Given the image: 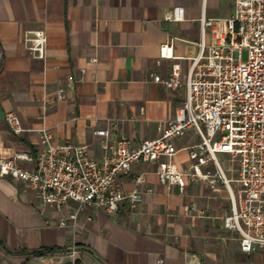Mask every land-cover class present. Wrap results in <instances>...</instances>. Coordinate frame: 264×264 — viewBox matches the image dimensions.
<instances>
[{
	"label": "crops",
	"instance_id": "crops-1",
	"mask_svg": "<svg viewBox=\"0 0 264 264\" xmlns=\"http://www.w3.org/2000/svg\"><path fill=\"white\" fill-rule=\"evenodd\" d=\"M176 6L184 8V19L165 20ZM233 12L234 0H0V157L36 154L43 127L57 142L87 146L96 159L105 149L94 131L111 120L118 121L111 138L124 134L139 143L158 136L185 99L184 88L153 80L154 73L167 77L173 62H158L160 45L174 41V60L185 74L198 52L202 16ZM38 30L46 37L42 55L30 48ZM9 110L20 116L23 132L8 127ZM197 139L189 131L175 143L181 148ZM187 160L185 150L175 158L181 166ZM139 174L142 183L135 181ZM122 185L143 191L142 201L126 199L112 213L91 207V220L82 215L73 230L58 226L52 208L40 211L33 189L0 175V264H73V247L77 264H264V247L243 252L237 232L218 227L226 208L215 193L223 185L209 195L203 182L180 191L159 182L147 162L136 163ZM46 248L54 251L29 254Z\"/></svg>",
	"mask_w": 264,
	"mask_h": 264
},
{
	"label": "built area",
	"instance_id": "built-area-1",
	"mask_svg": "<svg viewBox=\"0 0 264 264\" xmlns=\"http://www.w3.org/2000/svg\"><path fill=\"white\" fill-rule=\"evenodd\" d=\"M184 16V8L176 6L164 18L181 21ZM200 25L198 52L185 74L181 62L174 60V41L159 47L158 62H173L167 77L154 73L153 80L169 89L184 88L185 99L159 126L158 136L139 143L124 134L111 138L118 130V121L111 120L109 128L94 131L103 137L105 149L101 159H96L87 146L57 142L53 131L43 127L42 147L36 154L16 152L0 157V175L33 189L41 199L40 211L52 208L58 226L77 230L82 215L91 220L87 213L91 207L112 213L126 199L132 205L140 203L143 191H126L122 179L132 174L136 163L147 162L159 182L180 191L197 182L213 190L223 185L229 192L223 227L237 232L243 252L264 247V0H234L231 16L203 15ZM30 40L34 43L30 48L42 55L43 31H35ZM5 121L16 134L25 130L14 110L6 112ZM189 131L196 133L197 141L178 147L175 139ZM182 150L188 160L181 166L175 158ZM221 153L233 165V177L227 175ZM22 161L32 166H24ZM135 181L144 182V175H137ZM77 253L75 247L69 251L73 264H77Z\"/></svg>",
	"mask_w": 264,
	"mask_h": 264
},
{
	"label": "rangeland",
	"instance_id": "rangeland-1",
	"mask_svg": "<svg viewBox=\"0 0 264 264\" xmlns=\"http://www.w3.org/2000/svg\"><path fill=\"white\" fill-rule=\"evenodd\" d=\"M242 56H243V58L245 59L246 58V56H247V50L246 49H244L243 50V52H242ZM225 155H223V156H221V157H224ZM223 162H224V168H226L228 171H226V173H227V175L229 176V177H233V172L230 170V167H232L231 166V164H230V162H228V159L227 158H225V159H223ZM210 187V186H209ZM211 190H213L211 187H210V189L209 188H207V190L205 191V193H206V195H209V192L211 191ZM216 194V196H218L220 199L222 198V200H225V202L223 203V205L221 206V209L222 208H226V213H223V212H221L220 214H219V216H218V227L220 226V227H222L223 226V224H222V217H223V215H225V214H227L228 212H229V204H228V201H227V199L225 198V195L227 194L226 193V191L223 189V187H222V190L220 191V192H218V193H215ZM222 194V196H220ZM211 195V194H210ZM224 196V197H223ZM225 198V199H224ZM221 209H219V211H221ZM233 236L235 237V238H237V234L236 233H233Z\"/></svg>",
	"mask_w": 264,
	"mask_h": 264
},
{
	"label": "trees",
	"instance_id": "trees-1",
	"mask_svg": "<svg viewBox=\"0 0 264 264\" xmlns=\"http://www.w3.org/2000/svg\"><path fill=\"white\" fill-rule=\"evenodd\" d=\"M54 249H43V250H32L29 252V254L31 255H35V256H42V255H45L46 253H49V252H53Z\"/></svg>",
	"mask_w": 264,
	"mask_h": 264
}]
</instances>
